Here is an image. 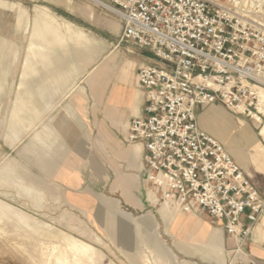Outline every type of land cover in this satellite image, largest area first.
Returning a JSON list of instances; mask_svg holds the SVG:
<instances>
[{"label": "rangeland", "instance_id": "rangeland-1", "mask_svg": "<svg viewBox=\"0 0 264 264\" xmlns=\"http://www.w3.org/2000/svg\"><path fill=\"white\" fill-rule=\"evenodd\" d=\"M239 2L242 14L255 13L264 23V0ZM47 13L51 17L46 21ZM65 24L81 30L90 40L84 50L91 51L93 58L46 101L43 95H35L40 58L46 54L44 50L50 57L63 49L42 48L36 30L61 26L63 40L72 47L73 38L63 28ZM121 26L117 17L90 0H0V57L7 45L4 61H0V264H260L264 254L258 256L249 249L254 234L242 244L205 216L182 211L187 218L180 224L181 213L173 209L161 212L159 193V204L150 201L149 191L156 190L144 171L133 205L115 192L108 163L92 150L96 141L90 138L93 154H88L86 145L73 144L64 134L66 121L91 125L73 105L80 87L86 93L85 104H92L89 87L98 95L106 79L95 90L91 78L106 68L111 75L114 60L120 70L124 60L147 58L144 48L121 41ZM149 58L154 59L151 52ZM22 83L28 89L21 88ZM25 94L32 98L28 100ZM17 112L20 120L14 117ZM234 116L250 124L264 146L260 135L264 121L258 124ZM260 160L264 162V155ZM62 170L69 174L59 176ZM72 172L78 174L79 182L70 190L66 182L71 184ZM180 226L185 228L183 234ZM193 226H202L211 234L221 232L220 243H215L218 246L208 247L198 240L200 230L195 232ZM257 245L264 249V239ZM202 247L210 248V254Z\"/></svg>", "mask_w": 264, "mask_h": 264}, {"label": "built area", "instance_id": "built-area-1", "mask_svg": "<svg viewBox=\"0 0 264 264\" xmlns=\"http://www.w3.org/2000/svg\"><path fill=\"white\" fill-rule=\"evenodd\" d=\"M122 25L121 41L151 50L141 66L142 116L126 143L144 151V174L163 203L203 215L248 241L264 195L224 144L201 129L197 109L222 105L264 121V23L239 0H96ZM251 14V13H250Z\"/></svg>", "mask_w": 264, "mask_h": 264}, {"label": "crops", "instance_id": "crops-1", "mask_svg": "<svg viewBox=\"0 0 264 264\" xmlns=\"http://www.w3.org/2000/svg\"><path fill=\"white\" fill-rule=\"evenodd\" d=\"M2 14L1 20L4 16L3 12ZM2 26L9 31L8 25L2 24ZM67 49V52L70 53L65 50L59 52L60 54L58 52L56 54L51 53L48 65L42 63L40 65L39 84L37 77L34 79L35 95H38L37 93L43 95L46 97V101L54 89L66 86L72 81L75 72L83 71L84 67L92 61L93 54L90 55L91 51H85L74 43L72 47L68 46ZM63 51L64 53H62ZM144 52L147 54V58L124 60L120 64V70L114 60L112 61L114 69L111 75L106 68L91 78L90 84L95 90H99L102 81L106 79L103 89L98 95H95L89 87L90 96L93 100L92 104H85L86 93L83 87H80L74 95V100H72L74 101L73 105L82 119L88 117L91 125L83 123L84 121L77 123L72 120L66 121L64 126V134L67 139L73 144L86 145L85 150L88 151V154H93L89 145L90 138L96 141V146L92 150L97 152L104 163H108L109 173L114 174L115 177L113 181L115 192L120 193L122 198H126L133 205L136 204L135 197L143 184L144 151L140 147L127 145L126 139L130 121L142 116V108L145 103V93L138 84V70L145 64H153L152 60L155 59L149 58L151 50L144 48ZM88 101L90 100L88 99ZM197 113L201 129L224 144L264 195V165L258 159L263 156L260 151L264 146L253 132L251 125L237 119L232 112L219 105L200 107L197 109ZM70 126L71 128H68ZM57 174L63 177L69 172L62 170ZM72 175L71 186L68 185L69 181L66 182L70 190L73 189L72 184L76 186L79 182V179L76 178L78 174L72 172ZM221 230L225 232L223 227ZM215 233L222 239L221 232ZM253 234V242H249V249L251 253L261 256L264 254V249L257 244L264 239V216H261ZM261 234L262 237H260ZM261 261L258 260L260 264H264Z\"/></svg>", "mask_w": 264, "mask_h": 264}, {"label": "bare ground", "instance_id": "bare-ground-1", "mask_svg": "<svg viewBox=\"0 0 264 264\" xmlns=\"http://www.w3.org/2000/svg\"><path fill=\"white\" fill-rule=\"evenodd\" d=\"M90 1H92L93 3H95L96 5L97 4H99L96 0H90ZM40 14V13H39ZM51 16L47 13V15H46V21H47V19H49ZM52 20V19H51ZM53 20H54V18H53ZM43 22L45 21V20H42ZM53 22V21H52ZM45 23V22H44ZM40 24V23H39ZM49 24H50V20H49ZM55 25H56V23H54ZM43 25V24H42ZM45 25V24H44ZM47 25V24H46ZM41 26V25H40ZM50 26V25H49ZM59 26V25H58ZM42 27H45V26H42ZM61 26H59V28H58V30L57 29H55L54 27L52 28V27H45V28H37V30L36 31H39L38 32V34H36V40H37V38L39 39L40 38V40H38L37 41V43H38V45H40L42 48L43 47H48L50 50H52V49H59V47H60V49L62 50H65L66 52H67V50L69 49H67V44L65 43L66 41H64L63 40V38H62V33H63V30H59V29H62V28H60ZM57 28V27H56ZM63 28H65V31H68L71 35H72V40L70 41L71 43L73 42L76 46H78V47H80V48H82V49H85V47H88V43L90 42V40H88L86 37H85V35H84V33L81 31V30H77V31H75V30H73V28H72V26L70 25V24H65L64 25V27ZM51 29H52V31H51ZM35 30V29H34ZM67 32V33H68ZM33 35H34V33H33ZM64 36V35H63ZM71 37V36H70ZM33 39V38H32ZM34 40V39H33ZM32 40V41H33ZM89 41V42H88ZM34 42V41H33ZM2 45V44H1ZM35 46H36V44H34ZM90 45V44H89ZM91 46V45H90ZM6 47H7V45H6ZM6 47L4 48V50H2L1 51V53H2V55H1V60L0 61H4V53H6ZM37 47V46H36ZM89 48V47H88ZM47 49V48H46ZM60 49H59V51H60ZM48 50V49H47ZM45 51V52H44ZM43 51V53H48L46 50H44ZM56 51V50H55ZM42 52V51H41ZM57 52V51H56ZM61 52V51H60ZM53 53H55V52H53ZM62 53H64V51L62 52ZM67 53H70V52H67ZM42 53H40V55H41ZM46 54H42L43 56H41V58H40V61H41V63L43 64V65H48V62H49V57H48V55H46ZM51 54V53H50ZM49 54V55H50ZM56 54V53H55ZM60 54V53H59ZM39 55V56H40ZM69 56V55H68ZM67 56V57H68ZM72 56V55H71ZM66 60V59H65ZM70 60H71V57H70ZM70 60L68 61V63L70 62ZM73 62V61H72ZM53 64V63H52ZM73 64V63H72ZM70 65V64H69ZM72 66V65H71ZM69 68H71V67H69ZM73 69V68H72ZM28 71H29V75H30V78L32 77H34V74H31V70H29L28 69ZM51 71V70H50ZM48 72V71H47ZM68 72V71H67ZM72 72H74L73 70H72ZM52 74V73H51ZM29 75H27L28 77H29ZM32 75V76H31ZM31 78V79H32ZM35 78V77H34ZM33 78V79H34ZM32 79V80H33ZM29 80V79H28ZM25 82V81H24ZM27 86V85H26ZM26 86L22 83L21 84V88H23L24 90H26V89H28V88H26ZM41 88V87H40ZM29 91V90H28ZM25 93H27L26 91H25ZM33 93V92H32ZM28 94H31L30 92H28ZM34 94V93H33ZM26 96H28L27 94H25ZM25 96V97H26ZM30 96V95H29ZM28 96V100H30L29 98H32V97H29ZM24 97V98H25ZM26 101H27V99H26ZM32 102V101H31ZM34 103V102H33ZM36 103V102H35ZM36 107V106H35ZM37 111H38V109H37ZM18 112L15 114V116L14 117H16V119H18V120H20L19 118H18ZM21 115V114H20ZM21 118V117H20ZM21 121H23V120H21ZM14 126V125H13ZM15 129V128H14ZM260 135L261 136H263L264 137V128L262 129V131H261V133H260ZM261 153H262V155H264V148H262V150L260 151ZM259 159V161H260V163H262L263 165H264V162H262L261 160H260V157L258 158ZM149 195H150V200H151V202L153 203V204H159V202H160V199H159V197H158V195H157V193H156V191L155 192H153V191H149ZM170 206H172V205H170L168 202H165V203H163L162 204V207H161V212L163 213H167V211L168 210H174V211H176V212H178V213H181L182 214V212H181V210L180 209H178L177 207H174V208H171ZM161 213V214H162ZM166 215V214H165ZM163 217V216H162ZM183 218H187V217H183V214H182V216L180 217V219H179V221H180V224L182 223V221H183ZM181 228H180V231H179V233L180 234H183L184 233V231H185V228L184 227H182V226H180ZM200 228V229H199ZM193 229L195 230V232L196 231H198V230H200V234H199V236H198V240H204L206 243H208V247H217L218 245H215V243L216 244H219L220 243V238L221 237H219V235L218 234H216L215 232L214 233H210L207 229H205L204 227H202V226H199V227H195V226H193ZM197 234V233H196ZM195 236V235H194ZM222 236V235H221ZM260 237H262V234H261V236ZM212 243V244H211ZM195 246H192L191 247V249L192 248H194ZM202 251H204V252H207V253H205V254H210V251H211V249L209 248H206V247H202V249H201ZM201 251V252H202ZM203 255V254H202ZM205 256V255H204ZM207 256V255H206ZM203 257V256H202ZM208 257V256H207ZM210 257V256H209ZM209 257L207 258V259H209ZM204 259H206V257L204 258Z\"/></svg>", "mask_w": 264, "mask_h": 264}]
</instances>
